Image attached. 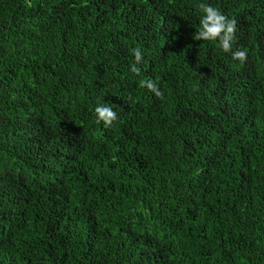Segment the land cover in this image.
Returning <instances> with one entry per match:
<instances>
[{"label":"trees","instance_id":"16d2710c","mask_svg":"<svg viewBox=\"0 0 264 264\" xmlns=\"http://www.w3.org/2000/svg\"><path fill=\"white\" fill-rule=\"evenodd\" d=\"M0 264H264V0H0Z\"/></svg>","mask_w":264,"mask_h":264},{"label":"clouds","instance_id":"9594fccd","mask_svg":"<svg viewBox=\"0 0 264 264\" xmlns=\"http://www.w3.org/2000/svg\"><path fill=\"white\" fill-rule=\"evenodd\" d=\"M199 9L202 13L199 28L195 35L192 36V39L198 41H218L222 51L232 52V58L234 60H239L241 63L245 62L248 58L247 51L240 48H237L235 51L232 49V43L237 31L235 19L227 18L217 8L208 4H200ZM131 53L135 63L130 66V71L139 75L140 69L136 65L142 62L141 50L139 47H135L131 49ZM140 87L147 88L158 98L162 97V92L153 80H141ZM94 112L96 115V123L99 124L102 122L105 128L111 127L117 119V113L107 104L97 105Z\"/></svg>","mask_w":264,"mask_h":264}]
</instances>
